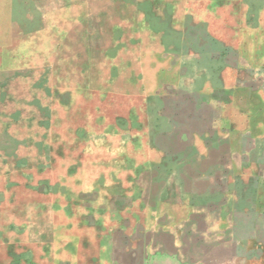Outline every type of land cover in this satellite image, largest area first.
<instances>
[{"label":"rangeland","instance_id":"1","mask_svg":"<svg viewBox=\"0 0 264 264\" xmlns=\"http://www.w3.org/2000/svg\"><path fill=\"white\" fill-rule=\"evenodd\" d=\"M215 73L237 87L179 92ZM247 116L261 119L251 159L262 168L235 193L264 207V0L6 4L0 264H100L106 248L115 264H142L147 228L187 227L182 200L218 188L200 178L226 170V150L208 156L206 142L225 117L242 129Z\"/></svg>","mask_w":264,"mask_h":264},{"label":"crops","instance_id":"2","mask_svg":"<svg viewBox=\"0 0 264 264\" xmlns=\"http://www.w3.org/2000/svg\"><path fill=\"white\" fill-rule=\"evenodd\" d=\"M18 1L21 0H0V8ZM204 52L213 53L206 50ZM205 77L200 81L184 78V84L179 85V92L186 96L200 92H225L235 89L238 85L220 73ZM249 93L251 100V89ZM225 118L226 125L222 126L221 134L212 142H206V152L209 156L216 154L218 150H226V155L220 161L225 164L226 170L223 173L215 172L212 180L203 178V173L200 178L203 183L209 182L218 188L209 195H201V203L198 202L195 206L194 200L188 196L182 200L191 207L186 219L187 227L181 225V229L163 225L147 228L145 242L151 250L148 249L142 264H264V258L261 256L263 245L256 240L257 235L264 238V207L258 202V194H255V206L256 203L253 205L250 194L235 193L238 184L244 182V179L239 180L241 173L249 168H262L258 160L251 159L255 152V148L251 147L252 143L254 147L259 148L262 144V141L257 140L260 136L255 133L254 125L261 119L247 116L244 128L241 129L237 128L229 117ZM157 243H164L160 251H156ZM100 253V264H115L110 258L108 248L102 249Z\"/></svg>","mask_w":264,"mask_h":264}]
</instances>
